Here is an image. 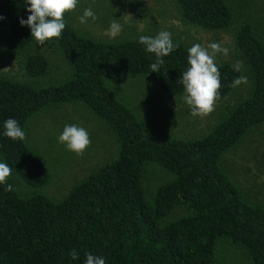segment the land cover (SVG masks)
I'll use <instances>...</instances> for the list:
<instances>
[{
	"label": "trees",
	"instance_id": "1",
	"mask_svg": "<svg viewBox=\"0 0 264 264\" xmlns=\"http://www.w3.org/2000/svg\"><path fill=\"white\" fill-rule=\"evenodd\" d=\"M181 19L205 29L227 27L232 14L225 0H176ZM24 0H0L11 48L31 43ZM71 66L70 77L57 85L33 87L0 77V155L4 163L32 187L49 181L42 160L22 140L4 135V121L16 119L24 130L28 117L49 104L79 101L104 119L115 133L117 156L74 185L60 201L41 194L22 197L13 186L0 184V264H85L86 254L105 264H219L216 241L244 246L253 264H264V206L244 199L220 168V157L253 127L264 123V45L249 24H242L236 43L253 75L249 96L196 139L158 132L118 101L104 81L110 73L149 76L160 93L184 92L179 83L187 69V48L178 46L162 59L159 72L150 65L155 54L138 38L121 42L94 40L68 23L53 38ZM232 63H222L219 99L229 94L240 76ZM48 62L40 54L27 56L24 69L43 75ZM155 161L175 175L145 198L143 165ZM8 184H11L7 181ZM12 185V184H11ZM175 207L184 212L163 221ZM75 250L77 259L70 255ZM219 260H221L219 258Z\"/></svg>",
	"mask_w": 264,
	"mask_h": 264
},
{
	"label": "rangeland",
	"instance_id": "2",
	"mask_svg": "<svg viewBox=\"0 0 264 264\" xmlns=\"http://www.w3.org/2000/svg\"><path fill=\"white\" fill-rule=\"evenodd\" d=\"M225 2L232 19L227 27L221 29H205L184 22L176 0H79L75 11L66 13L64 19L78 34L94 40L121 42L141 35L155 36L159 31L167 30L172 40H179L187 49L196 43L207 47L213 42L228 48L227 55L217 54V66L242 61L244 67L240 76L246 77L247 83L232 87L229 94L216 101L215 110L204 117L189 113L190 109L182 99L184 92L172 97L161 96L149 76L110 73L104 77L112 95L147 126L175 138L189 139L208 134L253 89L252 71L237 46L236 35L242 24H249L264 45V0ZM85 8H91L96 19L89 18L82 24L79 17ZM113 20L122 25V31L115 38H109L105 33ZM6 31V22L1 20L0 77L25 82L33 87L57 85L70 77L71 66L54 39L44 45H37L33 40L24 48H11L5 39ZM31 54L46 58L48 66L43 75L30 76L26 73L24 62ZM181 110H184V116ZM199 122L204 126H198ZM70 124L84 127L90 134L91 144L81 156L58 142L64 126ZM256 130L248 137L247 141L251 140L247 146L245 141L223 154L219 165L239 189H244V192L240 191L247 202L264 206V123L261 130ZM24 131L26 138L23 141L42 160L49 173V181L41 187H32L12 170L7 181L22 197L41 194L52 201H60L74 185L112 161L118 152V142L109 124L79 101L47 105L28 117ZM1 158L0 155V162H3ZM174 179L175 175L157 162L146 161L142 174L145 198L152 201L156 188ZM183 212V208L175 207L163 221L168 223L178 219ZM216 257L219 264H253L244 246L233 245L225 238L216 241Z\"/></svg>",
	"mask_w": 264,
	"mask_h": 264
},
{
	"label": "clouds",
	"instance_id": "3",
	"mask_svg": "<svg viewBox=\"0 0 264 264\" xmlns=\"http://www.w3.org/2000/svg\"><path fill=\"white\" fill-rule=\"evenodd\" d=\"M27 5V12L30 13L27 19L21 18V26H28L31 37L37 45H44L47 41L62 36L66 27L65 14L75 11L79 0H24ZM91 18L96 19L91 8H85L83 15L79 17L80 22L86 23ZM2 19V17H0ZM122 31V25L113 20L106 35L115 38ZM139 43L145 46V50L155 54L156 61L150 65L152 72H159L160 66L164 63L163 57L169 55L178 46L171 38L167 30L159 31L155 36L141 35ZM228 48L222 47L220 43H210L207 47L199 43L193 44L187 49V69L182 73L179 83L182 84L184 95L182 99L190 109L192 116L204 117L215 110V103L219 99L220 71L216 64L218 53L228 54ZM233 70L241 72L243 62L236 61ZM247 83L244 76L237 77L233 87ZM4 135L12 140H24L25 131L20 127L18 121L8 118L4 121ZM58 142L66 146L67 150L74 152L77 156L83 155L91 144L90 134L81 126L76 124L65 125L58 136ZM12 174V169L7 163L0 162V184L6 185V190L11 191L12 185L7 183V178ZM75 260L78 254L75 250L70 253ZM85 264H105V259L91 253L86 254Z\"/></svg>",
	"mask_w": 264,
	"mask_h": 264
},
{
	"label": "crops",
	"instance_id": "4",
	"mask_svg": "<svg viewBox=\"0 0 264 264\" xmlns=\"http://www.w3.org/2000/svg\"><path fill=\"white\" fill-rule=\"evenodd\" d=\"M159 90V89H158ZM159 93H160V91H159ZM160 95L161 96H163L161 93H160ZM175 96V95H174ZM164 97V96H163ZM170 97H172V96H170ZM189 111V113H190V110H188ZM180 113H182L183 115L182 116H184V110H181V112ZM175 115H176V113H175ZM168 117V116H167ZM171 118V117H170ZM197 125L198 126H204L203 125V123L202 122H199V123H197ZM262 127H263V124H261V125H257V126H255V127H253L249 132H247L242 138H240L239 140H238V142L232 147V148H230L229 150H231V149H233L234 147H236L238 144H241V143H243V142H245V141H247V139H248V137L251 135V133L254 131V130H256V129H259V130H261L262 129ZM257 131V130H256ZM166 133V132H165ZM196 138H200V137H196ZM196 138H189V139H196ZM251 140V138L247 141V143H246V146L249 144V141ZM252 147H254V146H252ZM229 150H227L226 152H228ZM225 152V153H226ZM225 153H224V155H225ZM223 155V156H224ZM230 179V178H229ZM231 180V179H230ZM235 185H237V183H235L233 180H231ZM256 180H254V182H255ZM256 183V182H255ZM238 186V185H237ZM241 190V189H240ZM242 191V190H241ZM242 192H244V189H243V191ZM249 203H252V202H249ZM252 204H255V205H258V203H252Z\"/></svg>",
	"mask_w": 264,
	"mask_h": 264
}]
</instances>
